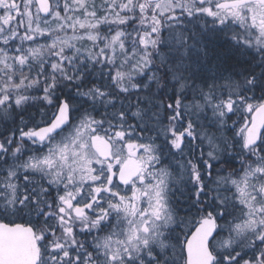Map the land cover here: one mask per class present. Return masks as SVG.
I'll return each mask as SVG.
<instances>
[{
	"label": "snow or ice",
	"instance_id": "snow-or-ice-1",
	"mask_svg": "<svg viewBox=\"0 0 264 264\" xmlns=\"http://www.w3.org/2000/svg\"><path fill=\"white\" fill-rule=\"evenodd\" d=\"M0 264H264V0H0Z\"/></svg>",
	"mask_w": 264,
	"mask_h": 264
}]
</instances>
